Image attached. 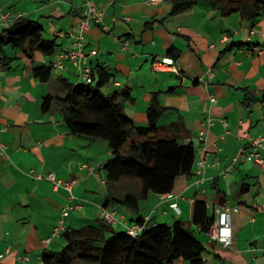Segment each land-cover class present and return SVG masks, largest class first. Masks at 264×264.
<instances>
[{
	"label": "crops",
	"instance_id": "crops-1",
	"mask_svg": "<svg viewBox=\"0 0 264 264\" xmlns=\"http://www.w3.org/2000/svg\"><path fill=\"white\" fill-rule=\"evenodd\" d=\"M86 1L101 9L107 27L92 25L84 34L85 50L96 51L88 60L111 77L102 91L124 92L118 101L137 126L146 124L151 93L159 92L166 109L159 126L176 122L169 133L192 142L195 162L201 155L207 162L199 175L195 163L193 176L176 178L170 198L149 193L136 213L112 199L138 197L140 182L130 177L107 182L102 168L111 157L107 142L75 135L64 123L58 99L68 85L81 82L76 67L67 62L61 71L51 68L46 81L32 71L51 67L60 51L73 47L68 28L80 19ZM170 7L169 0H0V13L8 17L0 20V29L19 16L36 19L43 39L54 44L51 56L40 51L28 56L9 46L0 51L8 63H0V264H40L41 251L51 249L57 237L47 244L43 239L59 221L64 228L94 224L105 208L114 217L109 224L120 230L139 216L152 223H189L195 201L206 205L208 215L222 204L230 213L232 245L223 247L204 233L205 264H264V168L250 161L231 164L239 147L264 136V104L250 101L264 93V13L247 20L238 12L222 15L218 5L207 3L175 15ZM171 48L179 74L153 71L151 60L170 57ZM47 94L52 102L43 111ZM48 173L56 183L70 181V190L56 186Z\"/></svg>",
	"mask_w": 264,
	"mask_h": 264
},
{
	"label": "trees",
	"instance_id": "trees-1",
	"mask_svg": "<svg viewBox=\"0 0 264 264\" xmlns=\"http://www.w3.org/2000/svg\"><path fill=\"white\" fill-rule=\"evenodd\" d=\"M169 1L171 15L187 11L198 3L218 5L222 15L238 12L242 19L247 20H254L264 13V0ZM42 31L36 19L19 16L0 29V51L3 46H9L28 56H32L34 51L51 56L53 41L44 40ZM173 50L171 48L167 52L171 58L175 57ZM6 59V56H0V63L4 66L8 64L3 61ZM92 70L90 84L68 85L64 99H58L62 103L63 120L71 133L107 142L111 157L102 166L107 182H115L122 177L135 178L140 182L138 197L125 194L120 199H112L136 213L139 201L146 200L149 193H170L176 178L193 176L196 148L192 142H184L175 133H169L171 129L178 128L176 122L159 126V120L166 111L159 103V92L151 93L146 124L137 126L118 101L124 92L107 94L102 91V87L110 82V74L96 65ZM32 71L34 77L46 81L51 67L38 66ZM253 100L264 104V93L250 99ZM51 102L52 97L45 95L41 109L47 111ZM193 204L189 223L182 219L171 224L154 223L135 237L126 234L125 230L114 229L103 219L78 228L67 227L60 235L64 245L59 250L44 248L40 264H169L178 259L187 264H205L203 255L208 250L197 238V233L208 232L214 215H208L203 202L195 201ZM142 221L139 216L135 223Z\"/></svg>",
	"mask_w": 264,
	"mask_h": 264
},
{
	"label": "built area",
	"instance_id": "built-area-1",
	"mask_svg": "<svg viewBox=\"0 0 264 264\" xmlns=\"http://www.w3.org/2000/svg\"><path fill=\"white\" fill-rule=\"evenodd\" d=\"M156 0H148V3H154ZM80 19L69 26L68 33L72 39V48L62 50L57 54L55 61L51 64V68L55 71H61L65 68V64L71 63L76 67L78 72V79L84 84H90L92 82V64L88 60L89 56L96 55L95 50H85L84 34L92 26H99L102 30H107V27L102 23V11L100 8H97L93 5L91 1H86L82 14H80ZM8 17L6 14L0 13V20L4 21ZM252 33V31L250 32ZM150 68L153 71H170L175 74H179L178 68L175 65V61L171 57H162L154 58L150 62ZM210 101H214V98H211ZM208 119V123H210ZM223 124L224 121H222ZM3 145L0 144V152L2 151ZM264 149V136H256L250 140L246 146L239 147L237 151L231 158V164H235L237 161H250L258 166L264 168V157L261 155L262 150ZM196 169L195 174L199 175L204 167L206 166V160L201 155L196 160ZM36 177H41L38 174ZM46 178L54 181V174H46ZM201 182V179L195 180V183L198 184ZM56 186L62 185L66 189L70 190L71 182H64L63 184L56 183ZM170 193H165L161 195V199L170 198ZM171 207L177 210L175 204H172ZM214 211V220L206 232L208 238L216 243L221 244L223 247H228L231 244V226H230V213L229 207L227 205H216L213 207ZM100 215L103 220L110 223L114 221V217L111 212L107 211L105 208H102ZM149 220V216L143 218L141 223L126 224V234L135 237L145 228L153 225ZM63 222L59 221L53 228L51 236L45 237L43 239L44 243H49L52 237H58L64 231Z\"/></svg>",
	"mask_w": 264,
	"mask_h": 264
},
{
	"label": "rangeland",
	"instance_id": "rangeland-1",
	"mask_svg": "<svg viewBox=\"0 0 264 264\" xmlns=\"http://www.w3.org/2000/svg\"><path fill=\"white\" fill-rule=\"evenodd\" d=\"M103 90H106L105 88H103ZM105 92V91H104ZM102 188H105L103 185H101ZM111 226L114 228V229H117V230H120V228H116V225L115 224H111ZM197 238L204 244L206 245V247L208 248V241L204 235V233H197ZM64 245V241L63 239H59L58 237L56 239H53L52 241V246H51V249L52 250H59L61 249V247ZM205 258L208 256V253H205L203 255ZM75 264H82L80 262H75Z\"/></svg>",
	"mask_w": 264,
	"mask_h": 264
}]
</instances>
